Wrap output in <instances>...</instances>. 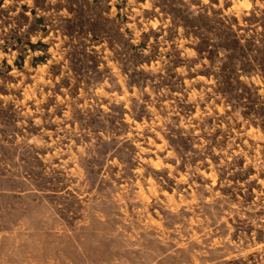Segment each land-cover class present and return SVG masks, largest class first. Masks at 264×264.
Returning a JSON list of instances; mask_svg holds the SVG:
<instances>
[{"label":"rangeland","instance_id":"rangeland-1","mask_svg":"<svg viewBox=\"0 0 264 264\" xmlns=\"http://www.w3.org/2000/svg\"><path fill=\"white\" fill-rule=\"evenodd\" d=\"M221 20L264 49V0H0V264H264V77L198 54Z\"/></svg>","mask_w":264,"mask_h":264},{"label":"trees","instance_id":"trees-1","mask_svg":"<svg viewBox=\"0 0 264 264\" xmlns=\"http://www.w3.org/2000/svg\"><path fill=\"white\" fill-rule=\"evenodd\" d=\"M193 21L195 23L193 25L197 26L199 24V27L204 30L209 28L210 24L212 23L210 17L204 14L194 17ZM214 23L216 24V22ZM218 26L219 34H216V37L219 39L220 42L214 45L210 44V42H208L207 40L205 41V39H201L199 46L196 47V51L198 52V54L201 55V52L203 51L202 49L204 47H206V49L213 47L216 50L227 51L230 55L229 57H227L228 59L235 58L234 56L232 57L231 53H233V55L240 54L239 57L243 58H245V56L247 58L248 53H254L256 54V57H254L253 60L248 58V61L244 64L243 72L248 75L255 73L256 71H258L257 69L259 68L257 65H259V67H261L260 71L262 72V75L264 77V49H258L257 47L254 49L253 47H255V45L252 44V40H247L244 44H242L238 36L234 32H232L231 28L227 27L222 20L218 22ZM212 30L216 32L218 29L212 28ZM254 63L257 64L255 65ZM262 111H264V109Z\"/></svg>","mask_w":264,"mask_h":264}]
</instances>
